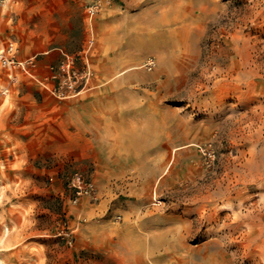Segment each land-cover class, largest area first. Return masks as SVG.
<instances>
[{"label":"rangeland","instance_id":"374dc122","mask_svg":"<svg viewBox=\"0 0 264 264\" xmlns=\"http://www.w3.org/2000/svg\"><path fill=\"white\" fill-rule=\"evenodd\" d=\"M9 42L37 66H0L1 264H126L132 228L147 264H264V0H4Z\"/></svg>","mask_w":264,"mask_h":264},{"label":"built area","instance_id":"2783aa9c","mask_svg":"<svg viewBox=\"0 0 264 264\" xmlns=\"http://www.w3.org/2000/svg\"><path fill=\"white\" fill-rule=\"evenodd\" d=\"M3 2L4 0H0ZM0 66L6 69L10 75L14 70H21L30 76H33V69L36 68L37 62L34 56L20 59L17 57V47L14 42H9L5 47L0 48ZM51 77L56 79L60 77L63 71L67 76H63L64 79H69L72 75L76 74L74 63L71 57L66 55V58L59 62L57 65H51ZM68 83L67 81H65ZM68 187L78 196H89L94 192L93 183L86 179L78 172H74L68 182ZM77 198L74 199L76 201Z\"/></svg>","mask_w":264,"mask_h":264},{"label":"crops","instance_id":"0c3cea01","mask_svg":"<svg viewBox=\"0 0 264 264\" xmlns=\"http://www.w3.org/2000/svg\"><path fill=\"white\" fill-rule=\"evenodd\" d=\"M108 226L109 225L106 222L99 219H94L92 223L87 225L90 238L87 245L88 248H92L93 251L105 252L110 247L109 250H111V247L113 246H110V240H108ZM135 234H137V232L134 228L128 229L125 233L127 242L125 243V246L123 245V248L125 250V258L127 260L126 264H147L144 258L149 251H152L146 250L144 246L139 247L138 243L135 242ZM113 244L116 249H119V239L113 241Z\"/></svg>","mask_w":264,"mask_h":264},{"label":"bare ground","instance_id":"6f19581e","mask_svg":"<svg viewBox=\"0 0 264 264\" xmlns=\"http://www.w3.org/2000/svg\"><path fill=\"white\" fill-rule=\"evenodd\" d=\"M198 1L200 2V0H198ZM204 3H205V2H204ZM171 4H172V3H170V5H171ZM185 4L187 5V2H186ZM192 4H193V3H192ZM206 4H207V3H206ZM206 4H205V6H207ZM208 4H210V3L208 2ZM174 5H175V4H174ZM191 6H193V5H191ZM196 6H198V5H196ZM201 6H202V5L200 4V8H201V9H204V5L202 6L203 8H202ZM211 6H212V5H211ZM211 6H210V7H211ZM215 6H216V5H215ZM176 7H177V6L175 5V8H176ZM189 7H190V5H189ZM207 7H209V6H207ZM170 8H171V6H170ZM175 8H174V10H176ZM212 8H213V7H212ZM171 9H172V8H171ZM171 9H170V10H171ZM208 9H209V8H208ZM214 9H215V7H214ZM214 9H213V10H214ZM191 10H192V9H191ZM216 10H217V9H216ZM171 11H172V10H171ZM177 12H180V11H177ZM177 14H178V16H180L179 13H177ZM177 14H176V15H177ZM182 15H183V14H182ZM190 15H191V14H190ZM206 15H207V14H206ZM193 16H194V15H193ZM200 16H201V15H200ZM208 16H209V15H208ZM181 19H182V18H181ZM186 19H188V18L186 17ZM209 20H210V19H208V21H209ZM186 21H187V20H186ZM173 22H174V21H173ZM190 22H191V19H190ZM186 23H188V22H186ZM191 23H192V22H191ZM203 24H204V23H203ZM203 24H202V25H203ZM192 27H193V24H192ZM192 27H191V28H192ZM199 27H200V26H199ZM193 28H194V27H193ZM193 28H192V29H193ZM195 28H196V27H195ZM200 28H201V27H200ZM201 29H203V28H201ZM204 29H205V28H204ZM195 31H196V30H195ZM202 31H205V30H202ZM199 32H200V30H199ZM194 33H195V32H194ZM202 34H203V33H202ZM202 34H201V35H202ZM185 35H186V34H185ZM192 35L194 36V34H192ZM201 35H200V36H201ZM198 38H199V37H198ZM171 39H172V38H171ZM194 39H195V38H194ZM196 39H197V37H196ZM196 39L194 40V42L192 41V43H193L192 48H193V46H194V43H195ZM199 39H200V38H199ZM191 40H192V37H191ZM196 42H197V41H196ZM198 45H199V44H198ZM235 45H236V44H235ZM195 46H196V45H195ZM171 47H172V46H171ZM192 48H191V49H192ZM170 49H171V48H170ZM195 49H197V48H195ZM247 49H248V48H247ZM248 51H249V50H248ZM194 52H195V51H194ZM196 52L199 53L197 50H196ZM196 52H195V53H196ZM245 54H246V53H245ZM198 55H199V54H198ZM224 56H225V55H224ZM245 56H246V55H245ZM250 57H251V55H250ZM260 58H261V57H260ZM241 59H242V58H241ZM245 61H246V59H245ZM252 61H253V60H252ZM194 62H197V61L195 60ZM242 62H243V61H242ZM249 62H250V61H248V63H249ZM193 65H194V64H193ZM246 65H247V64H246ZM140 66H141V65H140ZM194 66H195V65H194ZM131 69H132V68H131ZM244 69H245V68H244ZM188 71H189V70H188ZM256 71H258V70H256ZM239 72H240V70H239ZM253 74H254V73H252V76H253ZM250 75H251V73H250ZM254 75H255V74H254ZM258 75H260V74H258ZM258 75H257V76H258ZM148 123H149V122H148ZM148 123H147V125H148ZM149 127H150V128H149ZM151 127H152V125H149L144 131H142V134L144 135V137L147 138V137L150 135ZM256 145H257V142L254 144V147H256ZM256 151H257V149H256ZM259 151H260V152H264L263 147L260 148ZM253 152H254V151H253ZM253 152H252V153H253ZM260 152H259V153H260ZM257 154H258V153H257ZM263 155H264V154H263ZM253 156H254V155H253ZM250 158H251V157H250ZM250 158H249V159H250ZM259 158H260V156H259ZM263 159H264V158H263ZM252 160H253V159H251V163H252ZM260 160H261V159H260ZM260 160L258 161V160L255 159V160L253 161L252 164L255 165V167H256L255 170H259V167H260L261 165H263L264 162L261 163ZM260 163H261V165H260ZM252 164H251V165H252ZM246 166H247V165H246ZM248 167H249V166H248ZM249 170H250V168H249ZM251 171H253V170H251ZM257 173H258V172H257ZM260 174H262V173H260ZM254 175H255V174H254ZM258 177H259V176H258ZM260 178H261V177H260ZM251 211H252V210H251ZM254 212H255V211H254ZM252 215H254V214H252ZM247 217H248V216H247ZM245 218H246V217H245ZM249 218H252V216L249 217ZM241 219H242V218H241ZM242 220H243V219H242ZM242 220H241V221H242ZM236 221H237V219H236ZM235 224H236V223H235ZM237 224H239V223H237ZM6 230H7V229H6ZM0 262H2V261H0ZM0 264H1V263H0Z\"/></svg>","mask_w":264,"mask_h":264}]
</instances>
